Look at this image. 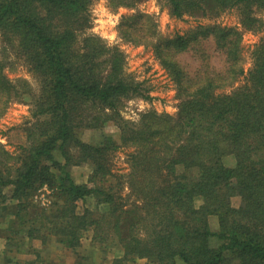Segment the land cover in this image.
I'll return each mask as SVG.
<instances>
[{
  "label": "trees",
  "instance_id": "trees-1",
  "mask_svg": "<svg viewBox=\"0 0 264 264\" xmlns=\"http://www.w3.org/2000/svg\"><path fill=\"white\" fill-rule=\"evenodd\" d=\"M158 1L177 18L235 9L243 27H261L263 34L244 73L235 28L197 24L188 34L161 37L149 15L121 16L119 36L152 46L179 94L175 115L146 111L130 122L119 109L141 84L125 73L116 48L84 35L91 0H0V118L13 100L27 102L31 115L15 153L0 143L4 264H52L41 249L27 246L30 239L43 246L55 239L74 250L89 230L93 242L106 231L119 245L112 264H264V23L254 14L264 12V0ZM207 39L222 52L224 67L191 75L176 55ZM13 55L37 91L25 78L6 75ZM239 77L241 85L218 92ZM108 122L117 124L118 140L104 132L95 144L78 137L80 128L102 130ZM121 148H130L129 168L118 175L107 156ZM69 162L91 164L85 183L73 181ZM123 185L134 197L129 206ZM42 186L53 194L47 207L32 202ZM209 215L217 218L215 231Z\"/></svg>",
  "mask_w": 264,
  "mask_h": 264
},
{
  "label": "rangeland",
  "instance_id": "rangeland-1",
  "mask_svg": "<svg viewBox=\"0 0 264 264\" xmlns=\"http://www.w3.org/2000/svg\"><path fill=\"white\" fill-rule=\"evenodd\" d=\"M136 12L149 15L155 23L156 34L161 37L188 34L197 24L214 23L222 27L235 28L241 34L239 42L240 63L244 73L251 67V52L263 34L261 27L258 29L243 27L240 23V16L235 9H225L216 16L199 18L185 16L177 18L171 16L166 7L158 0H136L132 7L119 6L117 8L110 6L109 0H91L88 7L90 25L86 28L84 35L91 34L97 36L107 47L116 48L122 54V67L125 73L141 84L140 93L124 97L122 106L119 109L120 116L130 122L138 120L140 114L146 111L175 115L179 103L176 85L162 68L155 56L153 47L124 40L118 34L117 24L121 16ZM254 14L262 19L264 23L263 11H255ZM79 42L80 38L78 44ZM192 49L176 55V59L180 65L189 74L192 75L196 72H204L205 70L210 72L221 71L223 69V54L214 47L211 39L201 41L198 46L195 45ZM10 62L13 64L6 70V75L11 80L25 78L30 82L33 90L37 91L38 84L28 71L26 65L15 55L10 59ZM239 78L232 87L220 89L218 92H228L233 87L241 85L243 78ZM29 110L30 105L27 102L13 100L8 105L5 114L0 118V143L12 153L18 150L20 144L25 143L22 127L26 123V120H30L31 118ZM101 132L112 136L116 140L119 139V130L117 124L114 122L104 124L102 130L80 128L77 134L82 141L95 144L99 140ZM129 151L130 148H121L108 154L109 164L114 174L120 175L128 172L127 153ZM75 153L73 150L72 154ZM54 157L62 162V157L58 150H55ZM72 159L76 160L74 157ZM229 162H231L230 159H228L227 163ZM66 169L73 181L81 184L86 182L91 170V164L69 162ZM122 181L124 184V177ZM42 188L43 186L32 195V202L38 204L40 207H47L53 199V194L47 186L45 189ZM120 193L127 200L128 205L126 206H129L134 197L126 185L120 190ZM231 203L234 206L238 205L239 197H231ZM78 206L81 209L82 205L80 202ZM98 211V209L94 208V215H99ZM208 224L212 231L217 230L218 224L215 215L208 216ZM91 233L90 230L86 231L80 239L79 246L74 250L65 248L57 243L55 239L49 240L43 246L40 240L34 238L30 239L27 246L30 245V248L33 250L41 249L42 255L48 258L52 264H112L116 256H121L119 245L116 242H112L114 239L110 236V233L105 231L104 235H101L102 237L104 236L101 239L102 241L98 240L96 242L90 240ZM3 247L4 241L0 240V251ZM0 264H4L2 254H0ZM125 264L155 263L147 262L145 259H137L134 263L126 262Z\"/></svg>",
  "mask_w": 264,
  "mask_h": 264
},
{
  "label": "crops",
  "instance_id": "crops-1",
  "mask_svg": "<svg viewBox=\"0 0 264 264\" xmlns=\"http://www.w3.org/2000/svg\"><path fill=\"white\" fill-rule=\"evenodd\" d=\"M1 241H3L2 239H0ZM0 254H2V250L0 251Z\"/></svg>",
  "mask_w": 264,
  "mask_h": 264
},
{
  "label": "built area",
  "instance_id": "built-area-1",
  "mask_svg": "<svg viewBox=\"0 0 264 264\" xmlns=\"http://www.w3.org/2000/svg\"><path fill=\"white\" fill-rule=\"evenodd\" d=\"M45 187H46V186H43V188H42V189H45ZM42 189H40V190H42Z\"/></svg>",
  "mask_w": 264,
  "mask_h": 264
}]
</instances>
